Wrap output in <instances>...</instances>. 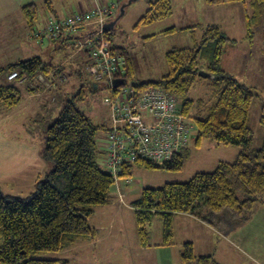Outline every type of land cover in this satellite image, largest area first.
Masks as SVG:
<instances>
[{"label":"trees","instance_id":"obj_1","mask_svg":"<svg viewBox=\"0 0 264 264\" xmlns=\"http://www.w3.org/2000/svg\"><path fill=\"white\" fill-rule=\"evenodd\" d=\"M206 1L210 4L241 1L245 7L249 1L251 10H245L247 37H251L253 26L264 22V0ZM46 3L52 9V1L46 0ZM22 11L32 26L31 32L41 27L34 25L39 18L35 3L24 5ZM170 15L171 0L150 1L149 9L136 26ZM87 27L80 34H88L91 27ZM167 31L174 32L175 27ZM105 32L108 35L109 29ZM78 35H64L61 32L43 41L28 36L29 40L38 44L60 43L61 51H64L62 62L52 64L40 56H33L9 63L1 67L0 71L7 70L10 74L18 70L22 74L54 76V86L48 89L53 93L71 76L81 78L83 72L86 73L89 56H74L66 43V40ZM235 41L219 26L207 25L197 46L173 47L166 52L168 72L159 80L132 84L141 88L154 84L173 93L181 103L183 115L188 120L193 119L191 122L197 132L195 137L192 136V129L188 144L174 154L163 169L181 171L192 140L196 146L206 138L240 147L234 161H220L213 171L197 172L188 181H171L143 188L141 196L131 203L142 247L151 245L148 226L155 217L161 218L163 222V241L160 245H171L175 237L174 216L178 213H188L221 227L218 220L212 219V214L223 213L226 216V212H230V216L225 218L231 224L232 231L249 222L258 205L264 204L261 201L264 196V135L262 146L253 149L254 131L249 125L251 105L257 91L230 72L223 61L227 46ZM115 48L126 58L125 72L121 75L127 81L133 72L131 61L124 48ZM200 70L210 75L200 76ZM60 75L66 76L65 81L60 79ZM203 78L211 79L208 84L210 97H190L195 84ZM118 90L112 88V97H116ZM31 92L37 93L35 90ZM84 95L81 86L66 99L57 117L45 130L42 156L51 166L44 179L38 181L36 190L26 197H8L0 192V264H72L67 258H44L39 254L45 251L62 252L78 242L95 239L97 229L89 218L98 206L109 202L112 187L120 178L129 182L128 178L133 177L131 171L134 165L158 168V165L147 159H139L124 164L119 177L115 178L101 162L104 149L98 141L102 131V137L105 138L112 129L111 108L108 122L96 124L76 105V101L83 99ZM52 98L54 102L56 97ZM22 99L23 90L18 85L0 84V102L5 106L14 107ZM261 122L264 126V116ZM203 196L209 211L201 215L197 208ZM181 261L182 264H222L212 253L197 254L192 241L182 243Z\"/></svg>","mask_w":264,"mask_h":264},{"label":"rangeland","instance_id":"obj_2","mask_svg":"<svg viewBox=\"0 0 264 264\" xmlns=\"http://www.w3.org/2000/svg\"><path fill=\"white\" fill-rule=\"evenodd\" d=\"M59 1L57 5L73 4L66 9L80 11L74 4L75 0ZM95 1L93 0L92 4H95ZM112 1L118 2V7L107 22L116 20V25L109 29L107 37L110 39L111 45L124 48L131 61L133 72L127 79V85L159 80L168 72L166 52L173 47L197 46L207 25L215 24L236 39L235 42L227 46L223 60L224 66L257 91L251 105L249 125L254 131L253 149H259L262 146L264 135V126L261 122V118L264 116V22L253 26L251 37H247L245 10L248 8L251 10L249 1L245 7L241 1L210 4L206 0H171L172 15L139 26H136L137 23L149 9L150 1L154 0H132L129 3L127 2L130 0L99 2L106 6ZM122 4H125L124 13L119 17ZM58 12L60 14L59 9ZM66 12L63 11V13ZM35 24H37L35 26H42L45 23L39 16ZM172 27H175L174 32L167 31ZM81 32L79 31L77 34ZM8 36L6 31L0 40L6 41ZM10 48L8 43L0 42V68L6 65ZM31 54L33 52H30L28 56ZM63 55L64 51H57L53 55V60L59 63L60 59H63ZM42 56L46 61L51 59L50 52L44 51ZM7 77L8 71L1 70L0 84L10 82L18 85L23 90V99L18 105L12 106L13 108L0 102V192L8 197H26L36 190L38 181L44 179L45 173L50 169L51 164H48L42 156L45 130L57 117L66 99L83 86L84 98L77 100L76 105L96 124L102 125L108 122L110 117L112 94L104 85L95 89L93 80L83 72L81 78L71 76L60 89L54 90L52 96L51 92H46V95L40 99L43 104L42 110L37 103V97L27 95L23 86L19 85L16 80H8ZM210 81V78L198 81L191 90L190 97L209 98L208 84ZM53 96L57 98L56 102H51ZM51 104L54 105L49 114L48 108ZM188 121L191 122L193 119ZM196 133L195 128L192 131V136L195 137ZM102 136H104L103 131L98 135L99 145H103L104 137ZM231 149L239 152L240 147L217 143L206 138L196 146L192 140L186 153L184 168L181 171L167 172L162 168H157L139 172L142 184L134 176L132 181L134 183L131 185L134 189L131 194L125 196V203H121L124 205L123 208H120L122 218L110 225V220L108 222L99 210L95 216L90 218V223L111 227V232L114 235L117 229L122 228L124 229L123 238H127L131 231L136 232L135 216L130 207H132L131 203L135 200L134 198H139L142 189L148 186H143V184H159L155 186H160L171 181H188L197 172L213 171L220 161H234L237 155H233ZM137 169L139 168H135V175H137ZM205 201L206 198L203 196L198 202L197 212L201 215H204L203 209L207 207ZM261 201L264 203V196L261 197ZM115 204L118 206L117 203ZM162 223L161 218L155 217L149 224L148 238L151 245L161 242L163 238ZM67 255L56 251H45L39 254L44 258H61ZM95 263L101 264V261H95Z\"/></svg>","mask_w":264,"mask_h":264},{"label":"crops","instance_id":"obj_3","mask_svg":"<svg viewBox=\"0 0 264 264\" xmlns=\"http://www.w3.org/2000/svg\"><path fill=\"white\" fill-rule=\"evenodd\" d=\"M51 1L53 10L46 3V0H0V37H4L6 31L9 34L6 41L0 40V42L8 43L11 46L9 49L10 54L6 58V65L33 56H40L44 59L42 56L44 51L50 52L51 54V59L47 61H51L52 64H59L53 60V55L57 51L62 52L61 44L56 42L53 44H38L34 40H29L28 36L32 26L22 11L24 5L35 3L38 8V17L40 16L44 23L48 21L50 16L57 18L74 12L66 9V7L72 6L73 4L67 5L66 3H62L57 5L60 2L59 0ZM92 2L93 0H75L74 4L80 11L89 12L93 8L94 3L92 4ZM58 9L60 10V14ZM63 11L67 12L63 13ZM90 27L88 25L87 28L89 29ZM30 52H33V54L28 56ZM61 62L62 60L60 59ZM101 85L103 84L94 81L95 89H99ZM46 92L50 93L48 90L37 93L28 90L26 94L37 97V103L40 109H42L43 104L40 99H42L43 95H46ZM56 101L57 98L54 102ZM53 105L51 104L48 108L49 114L52 112ZM231 153L238 155L239 152L231 149ZM135 168H139L137 169V175L134 174ZM146 169L151 171L157 168H146L144 166L134 165L131 171L133 178L136 176L140 183L138 173L146 172ZM164 170L167 172L170 171L167 169ZM133 183L127 182L125 178H120L118 183L110 191L109 202L98 206L90 218L95 216L97 211L99 212L100 210L104 214L105 219L108 222L110 220V225L115 224L122 218L120 216V208H123L124 205H121V203H125V196L131 194V191L134 189L131 187ZM145 185L155 186L159 184H143V186ZM134 199L137 200L138 198ZM130 208L134 212L133 206ZM203 210L204 213L209 211L208 208H204ZM226 213V216H230V212ZM226 216L223 213L212 214V219L220 222L221 227H219L211 225L197 216L188 213H178L174 216V244L160 245L163 241L162 238L158 244L148 247H142L140 245L137 229H135V233L131 231L127 238H123L124 229L122 228L117 229L114 235L111 232V227L91 223L97 229V237L90 241L78 242L66 248L62 252L68 255L63 258L69 259L72 264H96L95 261H101V264H182V243L184 241H192L197 254L212 253L222 264H264V204L255 210L249 222L232 231L231 224L227 222Z\"/></svg>","mask_w":264,"mask_h":264},{"label":"built area","instance_id":"obj_4","mask_svg":"<svg viewBox=\"0 0 264 264\" xmlns=\"http://www.w3.org/2000/svg\"><path fill=\"white\" fill-rule=\"evenodd\" d=\"M117 7L116 1L105 6L96 0L89 12L74 11L60 18H51L46 26L29 33L33 39L43 41L61 32L77 35L84 27L91 26L88 34H79L66 43L74 55L89 56L86 74L93 82L102 83L112 95V88L119 89L110 101L112 129L101 144L104 149L102 163L115 178L119 177L124 164L139 159L164 165L188 144L194 129V124L183 115L181 103L173 93L154 84L142 88L127 85L126 78L121 75L125 72L126 58L111 45L105 32V24ZM116 78H125V83L115 87L113 80ZM8 79L16 80L25 91L36 92L52 88L56 80L51 75L22 74L18 70L12 71ZM60 79L65 81L66 76L60 75ZM128 181L132 182L133 177Z\"/></svg>","mask_w":264,"mask_h":264},{"label":"water","instance_id":"obj_5","mask_svg":"<svg viewBox=\"0 0 264 264\" xmlns=\"http://www.w3.org/2000/svg\"><path fill=\"white\" fill-rule=\"evenodd\" d=\"M132 0H130V1H128L127 3H129V2H131ZM124 6H125V4H122L121 5V12H120V15H119V17L124 13ZM118 17V18H119ZM116 25V20L115 21H112V22H107L106 24H105V28L106 29H112L114 26ZM199 75L200 76H203V77H208L210 74L208 73V72H205V71H199ZM123 83H125V78H116V79H114L113 80V85L115 86V87H117V86H119V85H121V84H123ZM159 168H165L166 166L165 165H159L158 166Z\"/></svg>","mask_w":264,"mask_h":264}]
</instances>
